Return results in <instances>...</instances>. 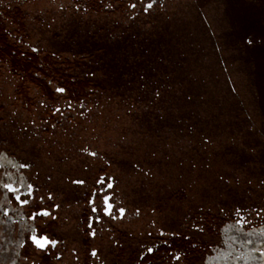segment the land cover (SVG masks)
<instances>
[{"label": "rangeland", "instance_id": "374dc122", "mask_svg": "<svg viewBox=\"0 0 264 264\" xmlns=\"http://www.w3.org/2000/svg\"><path fill=\"white\" fill-rule=\"evenodd\" d=\"M127 1L0 0V152L60 169L88 145L117 164L136 226L194 220L219 243L236 208H264V64L241 35L240 0L147 14ZM49 96L80 115L44 111ZM41 112L50 135L20 131Z\"/></svg>", "mask_w": 264, "mask_h": 264}, {"label": "flooded vegetation", "instance_id": "af4514ba", "mask_svg": "<svg viewBox=\"0 0 264 264\" xmlns=\"http://www.w3.org/2000/svg\"><path fill=\"white\" fill-rule=\"evenodd\" d=\"M165 1L127 3L136 14H147ZM148 3L153 7L145 11ZM240 10L241 35L246 42L255 40V56L260 57L257 63L262 67L264 0H240ZM14 54L19 59L31 58L26 51L13 50L11 57ZM41 85L48 89L54 83ZM63 101L50 105L49 96L41 104L45 105L44 111L53 108L51 115L58 113L61 120L80 115L73 112L72 98ZM36 115L39 124L32 122L20 131L50 135V126H54L50 125V112ZM76 153L77 160L58 169L37 155L22 158L5 150L0 152V264H198L199 259L200 264H264V208H236L230 218L235 225L224 228L219 243L210 233L200 236L203 230L194 220L188 229L181 224L175 229L154 223L136 226L140 210L126 202L119 187L117 164L88 145L79 146ZM109 183L112 188H107ZM45 212L49 214L43 215ZM33 235L48 236L57 244L41 250L32 242Z\"/></svg>", "mask_w": 264, "mask_h": 264}, {"label": "snow or ice", "instance_id": "6c2138e0", "mask_svg": "<svg viewBox=\"0 0 264 264\" xmlns=\"http://www.w3.org/2000/svg\"><path fill=\"white\" fill-rule=\"evenodd\" d=\"M155 2V0H153V3ZM153 3H148L146 8H145V11H147L148 9H151L153 7ZM132 7H135V5L133 4ZM58 92H64L65 90L63 88H59L57 89ZM57 111H59V109H57ZM93 155H95V153H93ZM78 183H83V181H79ZM113 186L109 183L107 184V188H112ZM17 199H20V197H17ZM24 203H28L27 199L24 200ZM105 203H107V198H105ZM111 207V205H109V208ZM93 211H95V209H93ZM123 209H120V212L121 214H123ZM239 211V210H237ZM49 213L48 212H45L43 213V215L47 216ZM31 240L32 242L34 243V245L36 247H38L39 249L41 250H47L49 246L51 247H55L56 244H57V241L56 240H52V239H49L48 236H39L37 237L36 235H33L31 237ZM153 250L152 249H149V252H152ZM93 256L96 255L95 252L92 253ZM177 259H179V257H177Z\"/></svg>", "mask_w": 264, "mask_h": 264}, {"label": "trees", "instance_id": "16d2710c", "mask_svg": "<svg viewBox=\"0 0 264 264\" xmlns=\"http://www.w3.org/2000/svg\"><path fill=\"white\" fill-rule=\"evenodd\" d=\"M23 61H24V59H23Z\"/></svg>", "mask_w": 264, "mask_h": 264}]
</instances>
